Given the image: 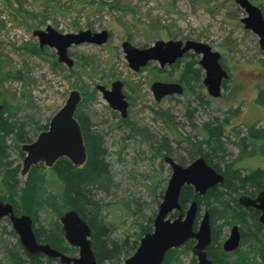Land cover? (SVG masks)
<instances>
[{
  "label": "rangeland",
  "instance_id": "rangeland-1",
  "mask_svg": "<svg viewBox=\"0 0 264 264\" xmlns=\"http://www.w3.org/2000/svg\"><path fill=\"white\" fill-rule=\"evenodd\" d=\"M112 1L0 0V98L16 107L21 119L30 118L32 122L46 124L64 105L72 89L81 92L76 114L101 132L107 149L106 161L113 187L110 193L102 195L103 202L117 208L123 202L141 206L140 213L128 210L116 213L117 217L111 210L103 211L114 223L112 236L123 239L130 235L132 240L136 224L155 216L171 173L163 163L166 154L153 153L149 144L155 146L165 137L170 156L187 164L186 139L193 142L201 139L198 128L204 122L227 118L228 110L236 109L228 119L227 131L236 125L242 132L247 124L264 125V107L256 103L258 92L264 90V65L261 63L264 53L259 48L258 37L240 22L245 12L233 0H117L120 6L117 9L108 5ZM262 1L252 0L257 5ZM47 25L64 34L105 29L109 38L101 45H72L68 49L75 70L72 72L65 64L57 62L53 48L39 47L33 31L45 29ZM169 39L200 41L221 54L229 78L219 97L207 94L201 76L193 86L201 99L188 96L192 91L188 89L181 96L155 101L150 90L153 81L150 69L157 66V62H150L138 72L132 71L121 42L129 40L137 47H146L156 40ZM190 59L198 60L199 55L184 57L176 68L166 67V72L160 74L169 71L167 74L175 78L184 62ZM14 71L22 78L5 75ZM114 80L125 82L123 91L130 101L128 118L142 130L141 136H129L126 125L119 121V113L111 110L100 92L94 89L97 84L109 88ZM187 97L190 107L195 108L192 116L186 113ZM163 113L168 120L163 121ZM229 140L225 145L228 153L225 159L235 161L239 150L232 144L235 137L231 135ZM14 151L11 150V158L18 159ZM259 152L261 154L255 156L243 155L238 160L235 166L241 168L242 174L258 167L264 169V150ZM18 162L21 166L22 159ZM25 178L21 176V186ZM205 208L206 205H200L199 219ZM46 221L47 215L41 212L39 224ZM0 224L6 227L3 240L8 245L16 244V236L10 233V222L3 219ZM228 231L229 226L222 228L221 240ZM208 253L213 260L217 259L213 249ZM191 257V252L184 255L182 264H188Z\"/></svg>",
  "mask_w": 264,
  "mask_h": 264
},
{
  "label": "trees",
  "instance_id": "trees-1",
  "mask_svg": "<svg viewBox=\"0 0 264 264\" xmlns=\"http://www.w3.org/2000/svg\"><path fill=\"white\" fill-rule=\"evenodd\" d=\"M116 2L117 0H113L108 5L116 8L118 6ZM257 6L264 16V0ZM196 63L197 60L193 59L185 61L177 77L161 74L160 78L176 79L186 86V90H192L188 96L195 95L196 98L201 99L193 90V86L202 76L201 69ZM261 63L264 65V60H261ZM221 64L224 66L222 60ZM70 71L75 72L73 67ZM5 75L22 78L15 71ZM0 103L3 106L0 110V200L10 202L17 213L30 214L37 240L47 242L51 247L65 253H74L76 249L69 247L64 241L58 218L66 210H76L91 228V246L98 264H122L123 260L136 249L142 235L151 231L153 219L146 217V220L136 224V234L132 240L130 235L123 239L112 236L114 223L107 219L103 211L111 210L113 216L117 217L116 213L122 214L128 210L131 213H140L141 206L137 203L131 206L128 202H123L117 208L103 202L102 195L110 193L113 180L109 163L106 161L107 149L101 132L95 130L85 118L76 115L86 147L85 163L76 167L65 158H59L48 169L41 163L36 164L30 168L24 186H21L18 161L23 158L24 153L20 146L32 141L38 132L47 128L48 123L38 124L32 122L30 118L21 119L16 107L8 104L5 98L1 97ZM256 103L264 107V90L258 92ZM185 109L187 115L192 116L195 108L190 107L189 97L185 101ZM228 113L227 118L221 120L214 118L204 122L198 128L201 139L193 142L187 138L188 144H185L188 148L189 162L196 155L204 157L212 167L225 175L223 182L209 188L203 196H198L191 187L184 186L179 195V204L185 209L188 203L196 200L199 209L200 205L204 204L209 210L213 227L211 246L217 253V259L213 260V264H264V228L257 222L255 213L243 209L236 201L237 191L250 192L264 189V169L258 167L242 174L241 168L235 166L243 155L255 156L260 150H264V125L255 127L247 124L243 126L244 132L236 125L227 131L228 119L236 113V109H230ZM162 119L168 120L165 113L162 114ZM119 121L126 125L130 136L142 135V130L137 129L128 120ZM231 135L235 137L232 144L239 150V157L235 161L225 159L228 155L225 145L230 141ZM152 144L154 143L149 144V147L153 153L162 155L164 152L170 155L169 142L165 137L160 138L155 146ZM11 150H15L18 159L11 158ZM174 159L184 164L181 159ZM41 212L47 215V221L43 224L38 222V215ZM175 215L176 213L171 214V216ZM197 220L198 217L194 229ZM235 222L239 224L241 242L234 252L223 253L219 251L222 228ZM5 228L0 224V264H56V259L27 253L19 243L8 245L2 238ZM10 233L14 234L12 230ZM192 244L193 240H187L181 246L168 250L162 264H182V258L190 252ZM188 264H195L193 256Z\"/></svg>",
  "mask_w": 264,
  "mask_h": 264
},
{
  "label": "water",
  "instance_id": "water-1",
  "mask_svg": "<svg viewBox=\"0 0 264 264\" xmlns=\"http://www.w3.org/2000/svg\"><path fill=\"white\" fill-rule=\"evenodd\" d=\"M233 1L244 10L245 15L240 18V22L245 29L258 37L259 48L264 53V16L260 7L251 0ZM33 35L37 37L39 47L53 48L57 61L67 67H71L73 63L68 55L70 46L83 43L101 45L108 40L109 36L105 29L98 32L86 29L64 34L50 25H47L45 29L34 30ZM121 49L128 66L135 72L150 61H157L162 67L172 64L187 51H192L200 56L198 64L204 72L202 84L212 98L221 95L222 82L228 79V72L220 62L221 54L200 41L156 40L152 45L137 47L130 41L123 40ZM122 85L121 80H114L109 89L101 84H98L96 89L102 93V97L110 108L117 110L124 118L128 102L122 92ZM150 88L156 101L172 94L181 95L183 92L178 82L154 81ZM80 99V91L72 89L64 105L50 118L48 128L39 132L33 141L21 145L20 149L24 153L20 171L22 176L32 165L42 163L46 167H51L59 158H65L76 167L85 163L86 147L81 127L74 116ZM164 161L169 165L171 174L153 218L152 229L142 235L136 249L124 259L122 264H161L168 250L179 247L189 239L194 240L192 252L196 258V264H212L205 251L211 240L208 210L203 211L196 230H193L198 211L197 203L192 200L183 209L179 204V195L184 186H191L194 193L202 196L209 188L222 183L224 176L200 156L184 166L169 156H165ZM239 202L243 206L251 205L258 209L260 211L258 221L264 226V190L260 191L254 199L241 196ZM173 212H176V215L170 217ZM4 217L10 221L21 247L27 253H41L48 258H57L61 264H98L91 248V229L86 220L74 209L66 210L59 221L65 242L77 248L76 256L62 253L52 248L47 242L38 243L31 217L27 214L16 215L10 202L0 200V219ZM238 245L239 231L234 225L230 228L222 248L224 251H233Z\"/></svg>",
  "mask_w": 264,
  "mask_h": 264
},
{
  "label": "flooded vegetation",
  "instance_id": "flooded-vegetation-1",
  "mask_svg": "<svg viewBox=\"0 0 264 264\" xmlns=\"http://www.w3.org/2000/svg\"><path fill=\"white\" fill-rule=\"evenodd\" d=\"M108 38H109V36H108ZM129 41V40H128ZM182 41H184V40H182ZM44 47V46H43ZM71 47V46H70ZM69 47V48H70ZM68 48V49H69ZM193 54L194 55V53L192 52V51H187L181 58H179V59H177L174 63H172V64H166V65H164L163 67L162 66H160V64L157 62V61H150V62H157V66L156 65H154V66H152L151 67V69H150V71H151V73H152V78H153V81H152V83L154 82V81H164V82H178V83H180L181 84V86H182V88H183V92H182V94L181 95H183V93L186 91V86L184 85V84H182L181 82H179V81H177L176 79H172V80H164V78H160V73H162V72H166L165 71V68L166 67H171L172 69H174V68H176L179 64H180V62L182 61V59L184 58V57H187L188 55H186V54ZM56 55V54H55ZM69 55V54H68ZM195 55H197V54H195ZM70 57V56H69ZM71 58V57H70ZM199 58H200V56H199ZM56 59H57V57H56ZM127 61V60H126ZM198 61H199V59L197 60V63H196V66L197 67H199L200 68V66H199V64H198ZM58 62V61H57ZM150 62H148L145 66H143V67H141L138 71H140L141 69H143V68H145L146 66H148L149 65V63ZM220 62H221V58H220ZM58 63H60V62H58ZM128 64V63H127ZM72 66H73V63H72ZM71 66V67H72ZM71 67H69V68H71ZM224 67V66H223ZM130 68V67H129ZM131 69V68H130ZM201 69V68H200ZM132 70V69H131ZM133 71V70H132ZM138 71H136V72H138ZM135 72V71H134ZM157 72H158V74H157ZM201 72L203 73L202 74V79H203V75H204V72H203V70L201 69ZM228 72V71H227ZM167 73H169V71H167ZM167 73H165V74H167ZM179 75V74H178ZM158 78V79H157ZM228 78H229V73H228ZM226 81V80H225ZM151 83V84H152ZM111 84V83H110ZM122 92L125 94V92L123 91V87H124V85H125V82H123L122 81ZM223 84H224V81L222 82V86H221V92H222V89H223ZM98 85V84H97ZM97 85H95V90H97L96 89V86ZM151 86V85H150ZM105 88H107L106 86H104ZM110 88V87H109ZM109 88H107V89H109ZM206 89V88H205ZM150 90H151V88H150ZM97 91H99V90H97ZM100 92V91H99ZM152 92V91H151ZM207 92V91H206ZM80 94H81V92H80ZM100 94H101V96H102V93L100 92ZM153 94V93H152ZM176 94H172V95H170V96H166V97H163L162 99H165V98H167V97H171V96H175ZM181 95H178V96H181ZM103 98V97H102ZM153 98H154V96H153ZM104 99V98H103ZM125 99H126V101L128 102V106H127V113H126V117H124V118H122L121 116H120V114H119V117H120V119H125V120H128L131 124H133L132 122H131V120L128 118V108H129V106H130V101H129V97L125 94ZM161 99V100H162ZM81 100V99H80ZM105 100V99H104ZM161 100H159V101H161ZM106 101V100H105ZM156 101V100H155ZM159 101H156V102H159ZM106 103H107V101H106ZM1 104V103H0ZM79 104V103H78ZM108 104V103H107ZM2 105V104H1ZM78 106V105H77ZM109 106V105H108ZM3 107V106H2ZM110 107V106H109ZM77 109V108H76ZM111 109V108H110ZM111 110H113V109H111ZM77 111V110H76ZM76 111H75V114H74V116H75V118L77 117L76 115H78V114H76ZM113 111H116V112H118L117 110H113ZM119 113V112H118ZM55 114V113H54ZM53 114V115H54ZM51 118V117H50ZM119 119V120H120ZM50 120V119H49ZM76 120H77V118H76ZM47 123H49V121L47 122ZM79 123V122H78ZM80 125V124H79ZM134 125V124H133ZM81 127V126H80ZM136 127V126H135ZM47 128H48V125H47ZM46 128V129H47ZM46 129H43V130H46ZM138 129V128H137ZM43 130H41V131H43ZM40 131V132H41ZM39 133V132H38ZM38 135V134H37ZM36 135V136H37ZM130 136V135H129ZM36 138V137H35ZM34 138V139H35ZM33 139V140H34ZM32 140V141H33ZM31 142V141H30ZM21 147V146H20ZM165 156H169V157H171L174 161H175V159H174V157H172V156H170V155H164L163 156V163H165L166 165H168L165 161H164V157ZM200 155H197L195 158H197V157H199ZM200 157H202V156H200ZM194 158V159H195ZM204 158V157H203ZM193 159V160H194ZM192 161V160H191ZM190 161V162H191ZM206 161V160H205ZM175 162H177V161H175ZM190 162H188V163H190ZM207 162V161H206ZM178 163V162H177ZM187 163V164H188ZM208 163V162H207ZM39 164V163H38ZM42 164V163H41ZM55 164V163H54ZM180 164V163H179ZM187 164H181V165H187ZM209 164V163H208ZM210 165V164H209ZM32 166H34V165H32ZM31 166V167H32ZM43 166H44V164H43ZM53 166V165H52ZM51 166V167H52ZM82 166V165H81ZM211 166V165H210ZM30 167V168H31ZM45 168H50V167H46V166H44ZM168 167H169V165H168ZM212 167V166H211ZM21 168H22V166H20V171H21ZM30 168H29V170H30ZM170 168V167H169ZM214 168V167H213ZM215 169V168H214ZM29 170H28V172H29ZM216 170V169H215ZM217 171V170H216ZM28 172L24 175V177H26L27 176V174H28ZM170 172H171V169H170ZM217 172H219V171H217ZM219 173H221L223 176H224V178H225V175L222 173V172H219ZM171 174V173H170ZM19 175H20V178H21V174H20V172H19ZM169 177H170V175H169ZM169 179V178H168ZM218 185V184H217ZM187 187H191V186H187ZM192 188V187H191ZM193 190V189H192ZM262 190H264L263 188H261V189H259V190H253V191H248V192H244V191H239L238 192V195L236 196V201H237V203L239 204V206L240 207H242L243 209H245V210H249V211H252L253 213H255V216H256V219H257V222L259 223V221H258V218H259V215H260V211L258 210V209H256L255 207H253V206H251V205H249V206H243L242 204H240V202H239V198L241 197V196H246V197H248V198H250V199H254L256 196H257V194L260 192V191H262ZM194 192V191H193ZM205 195V194H204ZM203 196V195H202ZM196 201V200H195ZM160 203V202H159ZM197 203V202H196ZM13 206V205H12ZM197 206H198V204H197ZM205 206V205H204ZM206 210H208L207 209V207L205 208ZM13 211H14V213L16 214V215H20V214H27V215H29L30 217H31V219H32V216L30 215V214H28V213H17L16 211H15V209H14V207H13ZM199 211H200V209H199V207H198V211H197V214H196V218L198 217V213H199ZM64 213V212H63ZM62 213V214H63ZM208 213H209V210H208ZM61 214V215H62ZM172 214V213H171ZM171 214H170V217H172L171 216ZM60 215V216H61ZM60 216H59V218H60ZM59 218H58V222H59V225H60V228H61V231H62V237H63V239H64V235H63V230H62V227H61V223H60V221H59ZM154 218V217H153ZM196 218H195V220H196ZM201 218V217H200ZM3 219H6L8 222H10L9 220H8V218L7 217H4V218H1L0 219V221L1 220H3ZM152 222H153V220H152ZM198 222H199V218H198V220H197V223H196V228H197V224H198ZM194 223H195V221H194ZM209 224H210V236H211V240H210V243H209V245L206 247V255H207V258L208 259H210L211 260V262H212V264H213V259H212V257H210L209 256V253H208V250L209 249H212V246H211V241H212V231H213V227H212V222H211V218H210V213H209ZM260 224V223H259ZM32 225H33V219H32ZM234 225H236L237 226V228H238V231H239V244H240V242H241V231H240V229H239V224L237 223V222H235V223H231L230 225H229V231H230V228L232 227V226H234ZM261 225V224H260ZM263 228H264V226L263 225H261ZM33 227V226H32ZM90 227V226H89ZM196 228L194 229V224H193V230H196ZM91 229V228H90ZM11 230L13 231V229L11 228ZM34 231V230H33ZM229 231H228V234H229ZM14 232V231H13ZM92 232V231H91ZM35 234V233H34ZM228 234L226 235V237H224V239H222V240H220L221 242H220V248H219V251H221V252H223V253H231V252H234L235 250H233V251H224L223 250V248H222V244H223V242H224V240L228 237ZM13 235H15L16 236V238H17V243H19L20 244V242H19V238H18V236H17V234L14 232V234ZM35 237H36V235H35ZM90 239H91V235H90ZM36 240H37V238H36ZM189 240H193V239H189ZM65 241V240H64ZM37 242L38 243H45V242H39L38 240H37ZM92 243V242H91ZM67 244V243H66ZM193 244H194V240H193ZM193 244L191 245V250H190V252H191V255L194 257V259H195V264H196V258H195V256H194V254H193V252H192V246H193ZM21 245V244H20ZM69 247H71V248H75L76 249V252H74V253H65V252H62V253H65V254H67V255H69V256H76L77 255V248L76 247H73V246H70L69 244H67ZM181 246V245H180ZM239 246V245H238ZM53 248V247H52ZM91 248H92V246H91ZM177 248V247H176ZM55 249V248H54ZM57 250V249H56ZM59 251V250H58ZM93 252V251H92ZM37 254H41V253H37ZM41 255H43V254H41ZM44 256V255H43ZM95 256V255H94ZM46 257V256H45ZM48 258V257H47ZM96 258V257H95ZM53 259H56L57 260V262L59 263V264H61L59 261H58V259L57 258H53ZM162 264V263H161Z\"/></svg>",
  "mask_w": 264,
  "mask_h": 264
}]
</instances>
